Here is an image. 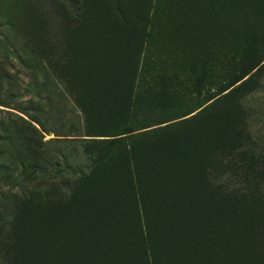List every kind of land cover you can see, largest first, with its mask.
Segmentation results:
<instances>
[{"label":"rangeland","instance_id":"obj_1","mask_svg":"<svg viewBox=\"0 0 264 264\" xmlns=\"http://www.w3.org/2000/svg\"><path fill=\"white\" fill-rule=\"evenodd\" d=\"M232 6V0H152L147 46L140 62L143 72L137 77L134 88L132 114L137 119L132 120V126L139 128L138 132L190 117L197 111H194L195 107L213 92L215 78L223 70L232 68L244 56L249 58L251 49L263 50L264 34L256 33L261 31L253 30L250 22L239 25ZM239 6H235L236 13ZM73 12L74 7L69 0H0V149L7 145L6 134L14 133L18 126L14 123L15 117L30 123L44 143L75 139L54 136L78 131V112L58 79L43 72L46 60L83 66L87 58L86 47L72 44L74 38L81 34V31H72ZM55 31L59 37L64 34L60 37L64 43L61 42L58 47L54 46ZM252 41L257 43V47L250 45ZM107 52L110 54V51ZM111 54L113 58L109 57V60L114 62L127 60L128 57L121 48L114 49ZM86 85L84 73L69 79V86L77 95L88 90ZM261 86L260 91L242 101L249 115V134L257 144L256 147L250 146L253 156L243 153L241 158L245 165H253L254 176L262 180L260 184L264 181V171L260 168L264 167V79ZM9 119L14 122L10 123ZM36 122H40L50 133L42 131ZM145 126L148 127L143 128ZM210 137L211 134L209 139L193 140L192 152H202V149L212 152L215 146L220 148L219 145L223 149L232 146L233 138L235 140L234 132L227 127L215 129L213 140L220 138L215 145ZM177 157L178 163L174 168L160 165V162H167L168 157H164L159 162H153L147 171V179L155 189H162L164 185L177 186L168 206L156 199V190V202L149 206L155 219L154 225L164 231L163 244L168 246V254L165 255L157 247V242L156 246L153 243L156 264H175L173 261L178 254L188 252L186 244L192 241L190 233L185 230L182 234L176 226L180 225L178 222L184 216L188 218L184 229L200 227L196 232L198 236H208L213 232L209 237L213 241L205 246L213 248L215 245L220 256L216 259L217 264H264V252L258 250L262 242H258L248 230L258 227L264 230V222L258 219L263 216L258 211L263 206L262 195L253 193V188H250L247 194H254L252 198L233 199L220 192L201 189L193 180L195 171L190 163L193 158L187 149ZM16 160L12 159L14 163ZM216 163L213 156V169L222 170L223 166L217 168ZM18 172L15 167L11 174L14 176ZM55 176L64 178L65 174L53 172L49 176L50 181L57 182ZM41 179L37 188L39 194L59 190L55 187L45 190L43 182L48 180V176ZM168 179L172 181L167 182ZM6 190L7 186L0 184V194ZM192 200L201 205L190 207ZM126 211L122 202L113 211V218H116L113 222L87 228L69 224L58 230L37 226L30 230V237L20 246L0 235V255H6L8 264H79L80 260L85 264H115L109 252L98 249V245L111 240L114 252L120 245H126L130 257L136 260L143 246L140 234L144 235V226L141 221L126 217ZM237 215L243 221L236 218ZM53 232L56 233L52 235ZM62 242L64 250L60 249ZM22 247L25 252L21 255L25 253L26 263L15 259L17 248ZM190 247L189 251L196 248L193 249V244Z\"/></svg>","mask_w":264,"mask_h":264},{"label":"trees","instance_id":"obj_2","mask_svg":"<svg viewBox=\"0 0 264 264\" xmlns=\"http://www.w3.org/2000/svg\"><path fill=\"white\" fill-rule=\"evenodd\" d=\"M69 1L74 7L72 31H81L72 44L85 46L87 58L83 66L73 62L52 63L46 60L43 72L46 76L56 77L72 99L78 112V131L69 135H54L75 139L44 143L37 130L23 118L15 117V122L9 119L10 123L14 122L18 126L14 133L6 134L7 145L0 149V184L7 186L6 192L0 194V235L20 246L30 237V230L37 226L58 230L67 224L84 228L109 224L116 219L113 218V211L124 202L126 217L141 221L144 226V235L140 234L143 246L139 249V256L134 260L123 244L114 252L111 240L98 245V249L109 252L115 264H156L153 243L156 246L157 242V247L165 255L168 254V246L163 244L164 231L154 225L155 219L149 206L156 199L168 206L177 186L164 185L157 190L148 181L147 171L153 162H159L164 157L168 159L164 164L160 162L162 167H176V158L185 149L193 158L190 161L195 171L193 180L199 184V188L220 192L230 198L248 199L254 194H247V190L253 188V193L262 195L263 206L258 211L263 216L258 219L264 222V211H261L264 209V181L260 184L262 180L254 176L253 165L241 162L243 153L254 155L250 152V146L256 147L257 144L249 134V115L242 101L262 88L264 42L261 44L262 51L251 49L249 58H240L232 68L223 70L215 78V89L195 107L194 111H197L193 115L138 132L140 129L132 126V120L137 119L132 114L134 88L137 77L143 72L140 62L147 46L152 0ZM232 4L236 22L239 25L250 22L253 30L261 31L256 33L263 36L264 0H232ZM236 4H240L237 13ZM53 35L56 37L54 46L64 43L60 39L64 34L59 37L55 31ZM254 41L250 45L257 47ZM117 48L127 52V60H109V57L113 58L111 51ZM80 72L84 73L88 90L77 95L69 86V79ZM36 124L42 131L50 133L40 122ZM219 127H227L234 132L232 146L223 149L221 145L220 148L215 146L212 152L208 149L192 152L193 140L209 139V134L213 140L215 129ZM218 139L212 143L215 145ZM213 156L217 168L222 165V170L213 169ZM15 167L19 172L13 176L11 172ZM260 168L264 171V167ZM53 172H62L65 176H55L57 182H53L50 181L51 177L49 179ZM42 176H48V180L43 182L45 190L54 187L59 190L39 194L37 188L41 185L39 180ZM155 190L158 191V197L154 200ZM189 204L190 207L201 205L196 200ZM236 218L243 221L240 215ZM187 221V216H184L178 222L180 225L176 226L182 234L187 230L192 241L186 244L188 252L178 254L173 262L205 264L210 261L211 264H217L216 259L220 256L215 245L213 248L205 246L213 241L209 238L213 232L208 236H198L196 232L200 227L184 229L186 227L183 225ZM248 230L250 235L257 237L258 242H262L258 250L264 252V230L259 227ZM195 239L197 242H194ZM190 244H193V249L196 246L193 251H189ZM60 246L61 250L65 249L63 242ZM17 252L15 259L26 263L25 253L21 255L25 252L24 248H17ZM254 254L257 255L256 252ZM8 260L5 254L0 255V264H8ZM79 264L85 263L80 260Z\"/></svg>","mask_w":264,"mask_h":264}]
</instances>
